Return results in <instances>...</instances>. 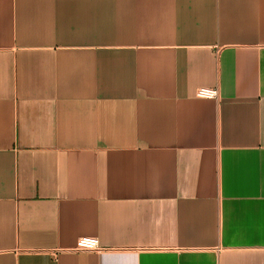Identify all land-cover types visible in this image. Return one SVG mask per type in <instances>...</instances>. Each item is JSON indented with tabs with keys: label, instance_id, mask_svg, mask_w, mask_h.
<instances>
[{
	"label": "crops",
	"instance_id": "0c3cea01",
	"mask_svg": "<svg viewBox=\"0 0 264 264\" xmlns=\"http://www.w3.org/2000/svg\"><path fill=\"white\" fill-rule=\"evenodd\" d=\"M0 264H264V0H0Z\"/></svg>",
	"mask_w": 264,
	"mask_h": 264
},
{
	"label": "built area",
	"instance_id": "2783aa9c",
	"mask_svg": "<svg viewBox=\"0 0 264 264\" xmlns=\"http://www.w3.org/2000/svg\"><path fill=\"white\" fill-rule=\"evenodd\" d=\"M199 98L214 99L219 97V90L211 87H200L196 91ZM99 239L91 236L79 238L76 244V250H99Z\"/></svg>",
	"mask_w": 264,
	"mask_h": 264
}]
</instances>
